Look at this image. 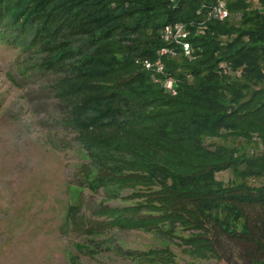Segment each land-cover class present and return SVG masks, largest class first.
<instances>
[{"label": "trees", "instance_id": "16d2710c", "mask_svg": "<svg viewBox=\"0 0 264 264\" xmlns=\"http://www.w3.org/2000/svg\"><path fill=\"white\" fill-rule=\"evenodd\" d=\"M213 1L0 0V22L8 18L43 54L38 66L58 75L51 89L84 161L68 186L65 226L89 241L113 230L165 241L122 251L130 262L170 264L165 248L174 238L184 253L207 260L231 249L225 238L264 264V14L245 0H224L240 19L219 22L205 15ZM175 23L187 37L165 41L164 26ZM145 60H159L162 73ZM224 171L231 181L216 179ZM84 188L115 197L129 190L134 202L101 204L102 220H93L81 213ZM91 246L75 244L78 252Z\"/></svg>", "mask_w": 264, "mask_h": 264}, {"label": "rangeland", "instance_id": "374dc122", "mask_svg": "<svg viewBox=\"0 0 264 264\" xmlns=\"http://www.w3.org/2000/svg\"><path fill=\"white\" fill-rule=\"evenodd\" d=\"M20 34L8 18L0 22V264H71L69 256L79 264H137L124 259L122 251L161 249L165 241L137 230H113L89 241L65 226L73 203L68 186L77 181L75 170L84 161L51 89L58 75L38 66L43 54ZM216 179L231 181V172L218 173ZM129 192L115 197L101 188L97 193L84 188L81 213L102 220L99 206L131 204ZM243 209L249 218L257 214L252 207ZM220 241L231 249L217 248L207 260L184 253L176 238L165 249L172 254L170 264H252L238 246H231L235 240ZM88 243V250L75 248Z\"/></svg>", "mask_w": 264, "mask_h": 264}, {"label": "built area", "instance_id": "2783aa9c", "mask_svg": "<svg viewBox=\"0 0 264 264\" xmlns=\"http://www.w3.org/2000/svg\"><path fill=\"white\" fill-rule=\"evenodd\" d=\"M246 3H249L252 7H256L262 11L264 14V6H261L259 0H245ZM205 9V15L208 18L217 20L219 22L233 19V20H239L240 15L239 14H231L226 1L224 0H215L209 5L204 6ZM197 13H200V11H197ZM188 35L187 30L184 28L182 24L175 23L164 26L162 30V37L165 41H182L185 39ZM183 50L185 54H188L189 47L187 43L182 42ZM167 53V50L165 48H162L159 50V55H164ZM144 67L147 70L154 69L157 73H162L163 71V65L162 63L157 60L156 62H151L145 60L143 62ZM221 67L223 68L224 72H227V68L225 64H221ZM237 75H239V72H236ZM163 87L170 92L172 95L175 94V90L173 88V80L171 78H166L163 82ZM261 87L264 88V81L261 83Z\"/></svg>", "mask_w": 264, "mask_h": 264}]
</instances>
